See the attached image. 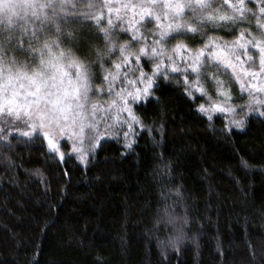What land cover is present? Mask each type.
<instances>
[{
  "label": "trees",
  "instance_id": "1",
  "mask_svg": "<svg viewBox=\"0 0 264 264\" xmlns=\"http://www.w3.org/2000/svg\"><path fill=\"white\" fill-rule=\"evenodd\" d=\"M71 2L76 7L61 13L65 31L90 24L83 30L95 35L94 21L73 23L71 15L95 0ZM113 24L121 42L128 40L120 31L126 21L113 15ZM241 28L259 35L255 21L208 25L203 33L231 42ZM201 39L188 42L200 47ZM81 54L96 64L94 52ZM142 64L151 71V62ZM220 78L231 84L233 104L247 102L239 84ZM205 87L215 98L214 83ZM195 95H187L180 73L158 78L151 102L133 106L144 129L137 127L132 149L121 133L103 140L87 164L59 161L40 138L0 140V264H264V120L250 114L242 130L229 131V120L244 118L241 110L209 121L197 110L207 98ZM165 208L188 221L179 251L169 243L179 233L157 223Z\"/></svg>",
  "mask_w": 264,
  "mask_h": 264
},
{
  "label": "snow or ice",
  "instance_id": "2",
  "mask_svg": "<svg viewBox=\"0 0 264 264\" xmlns=\"http://www.w3.org/2000/svg\"><path fill=\"white\" fill-rule=\"evenodd\" d=\"M69 6L76 7L71 0H0V140L40 138L65 163L67 157L87 164L103 140H119L121 133L123 146L131 150L137 127L144 129L133 106L151 102L157 79L167 80L170 73L183 75L191 99L196 93L207 98V106L197 110L209 121L216 113L235 116L237 108L244 118L229 120V131L242 130L250 114L264 120V0H95L86 11L71 13L77 17L73 23L94 21L95 35L83 30L90 24L79 32L65 31L61 13ZM113 15L126 21L120 31L128 40L121 42L115 34ZM253 21L258 36L241 28L231 42H222L203 33L208 25L251 27ZM148 24L154 25L150 31ZM198 35L201 46L193 47L188 41ZM84 49L95 53L96 64L81 54ZM142 61L151 62L150 72ZM221 75L239 84L246 103H232L231 84ZM206 80L214 83L215 98ZM103 95L108 97L104 103L93 99ZM157 223L179 233L169 241L177 248L187 219L181 223L165 208Z\"/></svg>",
  "mask_w": 264,
  "mask_h": 264
}]
</instances>
